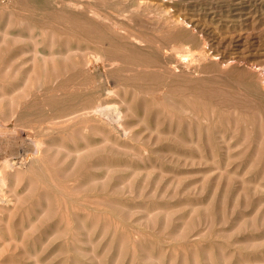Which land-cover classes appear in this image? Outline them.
Instances as JSON below:
<instances>
[{
  "label": "rangeland",
  "instance_id": "rangeland-1",
  "mask_svg": "<svg viewBox=\"0 0 264 264\" xmlns=\"http://www.w3.org/2000/svg\"><path fill=\"white\" fill-rule=\"evenodd\" d=\"M239 1L0 0V264H264V0Z\"/></svg>",
  "mask_w": 264,
  "mask_h": 264
},
{
  "label": "bare ground",
  "instance_id": "bare-ground-1",
  "mask_svg": "<svg viewBox=\"0 0 264 264\" xmlns=\"http://www.w3.org/2000/svg\"><path fill=\"white\" fill-rule=\"evenodd\" d=\"M243 6L244 5H242V7ZM240 12H241L240 14H242L243 11H240ZM178 23H182L185 26L186 25H188V26L190 25L189 23H187L182 18L179 20ZM125 37H129L131 40L135 41V37H133L130 34H125ZM182 52L186 53V56H184V57L175 56V55L173 56L172 62L174 63V65L172 67L175 68V69L180 67V66H182V67H185V68L191 70L193 73H196L197 71H199V68H200L201 64L208 59V55L207 54L196 53V52L191 51L190 49H183ZM88 64H91V60L90 59H89Z\"/></svg>",
  "mask_w": 264,
  "mask_h": 264
}]
</instances>
